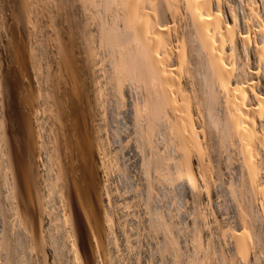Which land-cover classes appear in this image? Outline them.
<instances>
[{"label":"bare ground","instance_id":"6f19581e","mask_svg":"<svg viewBox=\"0 0 264 264\" xmlns=\"http://www.w3.org/2000/svg\"><path fill=\"white\" fill-rule=\"evenodd\" d=\"M80 1H81V6H80L81 9L83 10V8L85 7V9H89L90 11L88 13V11L86 10L83 13L87 12V14L86 13L83 14L82 10L81 11L79 10L80 13L83 14V16L80 15V13L79 14L77 13L78 15L81 16L80 19H82L83 25L85 27V32L84 30H82L83 34H81L83 35L81 37H83L84 40L77 43V47H76L77 52L75 54V56L77 55V59H74V57L71 54L72 52L70 53L65 46H60L59 49L56 48L58 51L56 50L57 53L55 54L56 55L58 54V58L55 60L52 59L53 60L52 65L54 67V70L53 69L52 70L56 71L58 75H60V83L57 82L58 89L57 88L55 89L58 91L61 89L60 90L62 91L61 98H56L54 102L49 99L48 102L51 101L50 102L51 104L49 103L50 106H48L49 104H47L46 102L48 97L46 95H49L48 94L49 92L47 94H45L46 92L43 93V95L46 96L43 97L42 95V97L44 98L43 100V98H41V96H38V94L36 93L37 90L35 91V89H33V87H35V85L37 84L36 77H38L37 67L39 65L38 66L36 65V57L41 52H39L35 57L32 54V50L30 49V46L28 48V44L26 42L33 40L31 39L32 38L31 35L34 36L33 34H30L31 29L30 32H28V29L25 28L27 30L26 33L30 34L28 35L29 36L28 39L30 40L27 39V36L24 33L26 30L23 32L24 33L23 36L24 35L26 36L27 39L26 41L24 40L25 37H22L21 34L20 36H18V39L17 37L15 38L17 45H15L13 51H11L13 52L12 55L10 53L11 57L9 58L7 57V62H6L7 65L5 66L7 67L9 65L8 67L10 68L7 67V69L6 68L5 69L7 72L8 71L10 72L8 73L6 72L8 74L7 75L6 73H4L5 70H3L4 72L0 76V129L2 130L0 137L3 138L5 137L7 139L9 144L8 151L11 154L10 161L14 165L12 169L9 168L10 170H13L12 171L13 174H11L10 176L11 177L10 184L9 183L6 184V182L8 181H6L4 177L3 178L6 181L4 184H6V186H8L9 184L7 190L10 191L8 193L12 192V196H10L9 194V196L12 198V201L10 202L7 201V202L12 203L13 206L11 204L10 205L12 206L13 215L16 216L14 217L15 218L14 222H17L16 226H18L16 227L18 228L16 232L19 231L18 233L19 236L16 235V238L22 236L29 243L33 245L37 244L36 245L37 248L41 246L46 251H48L49 254L53 256L56 255L55 253H57V251L59 250L61 251V249L64 248L67 254V256L65 255L64 256L70 259L71 264H98L97 260H99L100 254L101 256L106 257L110 255L114 250H116L117 247H116L115 239L118 238L117 236H115L117 234L114 232L115 227L113 222V217H115L113 215L116 214V212L112 214L110 209L111 207L110 203L113 201L112 199L113 196L110 195L112 197L109 198L110 190L108 189L107 186V183L111 180L110 176H112V174L113 176H115L114 174L118 172L116 173L113 172L112 174L109 173L108 175L107 173L109 170L107 169L109 168V166L108 168H106L105 163L106 161L107 164L112 163V162L108 163V161H112V159H114L113 158L114 155L116 158L118 159L120 158L121 160L119 161L115 160L116 162L113 161V163L110 165L116 164L117 162L120 163L121 161L124 162L122 160V157H119V155L122 154L124 156L126 155L125 157H128L129 161H131V163L129 164L128 159L125 158L127 160L126 167L129 168V165H131V169L132 168L137 169L139 165L143 164L142 167H140V169H142L144 165L146 166L151 165L152 167L150 166L151 169H149V171L150 170L154 171V169L157 167L156 164H159L158 160L160 156L157 154L156 155L157 159L155 158L156 160L154 161L155 155L153 156V154L155 153L160 154V152H158L156 148H154L156 150H153V147H155L154 142H158L155 139H157L160 135H162V139H165L163 138L164 135L166 136L167 142L165 144H167L168 147L167 146L165 147L167 148V150L168 148L169 150L170 149L172 150V151L170 150L169 152L166 150V148L161 147V149L164 148L167 152V153L164 152L165 151L164 150L162 151L163 153L161 152V154H166L165 156L169 155L168 157H170V155L175 152L176 155L175 154L174 155L176 156L175 158H177L176 159L177 161H174L173 163L177 162L178 163L177 165H179V167H177L179 169H177L176 166L175 168H173L178 170L177 171L178 174L176 176H173L176 173L175 172L176 170H174V172L172 173L173 175L170 174V176L172 175L171 177H176L175 179L170 178V176L166 174V173H170L167 172L169 168L168 170L167 168H165L166 169L165 174L168 176H165V174L162 172L160 178L162 177V180L163 178H165L164 180L167 179L168 185L170 184L169 181L171 180H173L172 181L173 183L171 182V184L177 182L176 185L178 186V188L181 187L180 189L181 191L178 193V195L182 194V192L185 193L186 197L188 196L190 201L194 203V204L193 203L190 204L193 205L195 208L196 207L200 208L202 207L203 204L204 207L205 205L207 206V204L210 203V201L208 202L207 199L210 200L211 196L213 195V192L217 191L216 189L218 188V186H216L217 188H215V184L217 183V181L214 184L212 181H210L211 179H208L209 177L205 175V173L207 172L204 171H207L208 168H206L207 170H204L205 167L203 169V165L206 164L208 161L210 162L211 159L214 157V154L216 153V152L215 153L210 152L213 155L210 154L209 157L212 156V158L211 159L209 158L210 160L206 161L208 158L207 157L208 153L206 148L208 149V145L210 144L209 143L210 138H212L210 137L212 133L211 130L213 131L216 130L219 132V135L217 139L213 137L214 139L212 138V142L210 141L211 143L214 142L212 146L214 145L223 146L225 144H231L235 148L233 149L232 147V150H235L236 152L232 150L231 151L236 153V163L234 164L235 167L234 170H236L235 171L236 173L237 171L239 173L238 177L240 182L239 183L240 190L239 189L238 190L240 192L237 190L238 187L236 186L235 188H233L234 190L229 189L228 191L230 194L229 199L233 201L232 214L234 220L229 219L230 220L229 224L231 223V221L234 222V223L232 222L234 227L233 231L229 230L230 227L228 229L223 228V226L226 223L223 226L222 225L219 226L217 224V220L215 218L216 216L215 217L213 216L216 214H214L213 210L214 208L220 209V207H217L219 203L217 204L216 207L210 205L211 203L208 204L214 207L211 210L210 208L212 207L210 208L209 206H207L208 208L205 207L207 210L212 211L211 214H213L212 216L215 218L214 221L216 220L215 221L216 225H211L213 224L212 222L213 217L210 216V218L212 217L211 219L212 223L210 225L212 227L213 226L215 227L214 232L212 231V233H214V239H217L214 241L212 238L213 236L212 234V236L210 235L211 237L209 236V238L212 239H210V241L207 239L205 245L208 247V250L210 249L213 251L214 249V252H216L215 248L212 247L215 244L216 245L219 244V243L217 244L216 241L217 242L221 241L224 243L223 244L220 242L222 245H225L226 247L224 246V248L225 249L227 248V250L229 251V254L228 252H226L227 254L224 252V254L227 255V257L229 256L228 257L229 260H227V257H225V259H222V256L223 257L225 256L224 254L222 255L223 253L222 250V253L219 252L220 254L219 253L217 254L219 258L217 263L219 262V264L250 263V261L253 259V256L257 257V254L254 255L255 247L256 249L257 248L260 249L261 247L264 248V32L262 30V26L259 23V19L261 18L258 19L256 17V13L253 11L254 9H252L250 6L248 7L249 5L247 3L248 0H242L244 2L246 1L247 5L245 3L244 5L248 7L247 13L249 12V16L248 19H246L248 22L247 24L248 28L249 30L251 29L250 31L254 33V36L252 35L253 38L250 39L248 38V36L246 37L239 35L243 33H239V34L237 33L239 26L237 30L236 27L239 22L237 23L236 21V26H235L232 13L233 12L236 13V11L233 10L232 12L230 11L229 6H227L229 5V3H231L228 2L229 0L227 1L228 4L227 2H225L227 5L226 4L224 5V3H222L221 5L222 0H99V1L80 0ZM236 1L237 0H235L234 4H231L233 5L232 7H234L237 4ZM5 5H7V3ZM237 5H239V3ZM253 5L256 4L252 3L251 6ZM236 6L234 8H236ZM262 8L263 11L260 13L264 14L263 13L264 6ZM0 9L3 10V8ZM25 9L27 8L25 7L24 10ZM256 9H258V7ZM7 10L9 11L10 9ZM234 10H238V9H234ZM3 13L1 14L5 15V12ZM222 14L226 15L225 17H223L226 18V20L224 21L222 18ZM25 16L27 17L28 14H26ZM20 17L18 21H20ZM14 18L15 17H13V19ZM23 22L25 23V21ZM23 22L22 24H24ZM27 22H29V20ZM241 29L243 32L242 25H240V30ZM36 30L38 32V29ZM1 31L3 30L1 29ZM38 34L40 35V33ZM38 34L36 33L35 35ZM8 40L9 39H7V41ZM59 41L61 40L59 39ZM33 42L30 41V43ZM37 43L39 46L40 42L38 41ZM57 43L59 44L58 41H56V44ZM0 45L1 47H5L2 46V44ZM33 45H37V44L34 43ZM33 45L31 44V47ZM33 47H35V49L37 48L36 46ZM95 48L96 50L98 49L103 50L102 53L107 54L106 56L104 54V56L108 58V61L103 57V55L102 56H100L101 54L97 55L101 57V61H104L103 63L107 62L106 66H104L105 64L103 65V63L100 65L99 64L100 58H98L96 55L94 56V54L96 53V52L94 53ZM100 50L99 52L101 53ZM36 52L37 51H35V53ZM7 55L8 54H6V56ZM102 57L105 60H103ZM97 58L99 59V63L97 62ZM245 60L251 62V65L254 68L252 69V73L254 71V74L248 73L246 66L247 61L245 62ZM40 63L42 62L40 61ZM76 63L77 65L75 66ZM199 76L200 78H198ZM47 79L49 80V78L48 77L46 78V82L48 81ZM100 80H102V84L104 85L102 90H104L105 88V92L103 91L105 94L103 95L104 96L106 95L108 98V99L106 98V101L107 100L109 101L107 106L110 103V107L108 106L107 108H111L109 112H111L110 115L112 116L109 115L110 116L109 118L113 117L111 121L114 123L115 119L118 116H121V118L118 117L119 120L117 118L118 120L117 123L115 121V123L118 124L116 126L119 127V129L117 128V133H115L116 130L115 131L113 130L114 132H110L109 127L107 126L108 129H105L106 125L104 126L106 122L104 121L103 117H105L108 113L104 115L103 114L104 112L102 111L105 108L102 110L101 105H105V104H103L102 102H101L102 104L100 102L98 103L99 100L102 101V99H105L103 95L102 97L104 98L99 99L100 98L99 96H101L100 89L102 88L100 87V82H101ZM40 83L41 82H39V84ZM193 86L195 87V91L193 89L194 88ZM49 87L51 86L48 85V88ZM128 88H131L132 90ZM52 89L54 90V88ZM128 90L134 91L136 93L138 92L137 94H139L138 95L139 98H137L138 96L133 97L135 99L137 98L135 102L134 100H131L132 99L131 97H128L129 93H131L130 91L128 92ZM59 92H56V94L57 93L60 94ZM134 92L133 94L132 93L131 94L134 95ZM53 93H55V91ZM41 94L42 93H40V95ZM36 95L41 99L38 100L39 98H37ZM126 96L128 98H131L129 99V101L131 100L134 103L132 104L130 101L129 104L130 103L131 104L130 105L128 104L126 106L125 105L126 103H124L126 101L124 99L126 98ZM217 98L219 99L217 100ZM217 102L219 104H217ZM36 103H38L39 107H37ZM215 105H220L218 107L221 108L219 109L221 113L220 114L221 117L220 116L217 117V115H215V107H217ZM123 106L126 107L122 109ZM52 107H54L55 109H52ZM34 108L36 109V111H34ZM204 110L206 112L204 113L205 118L202 116V112H204ZM216 111H217L216 113L218 114L217 109ZM203 122L206 124V126L204 125L202 126ZM204 127H206L207 128L206 131L210 133V135L208 136L206 135L207 137H209V141L206 140L205 134L208 132H204L205 130ZM216 134L217 133H215V135ZM3 142L4 141H2V143ZM162 143L164 144V142ZM159 145L160 144H158V146ZM231 145H229L230 148ZM158 146L156 145L157 148ZM214 147H213L214 148L213 151L214 150L216 151V146ZM223 147L227 148L226 146ZM220 148L217 149L219 150L223 149ZM147 150L149 151V153L150 151L151 153L153 151L154 152L156 151L153 154L150 153L152 156L150 154H147L153 159L150 160L149 159L150 157L148 158L146 157L147 155L144 153H147ZM228 151L229 150H227V152ZM227 152L225 150L224 152L225 156H227L226 154H229L230 151L228 153ZM217 153L219 157H221L220 154H222V152L220 154L219 152ZM235 153H233V155ZM3 154L0 155L3 156ZM116 154H118V156H116ZM230 154L229 156H231ZM215 155H216L215 157L217 158V154ZM215 157L213 159H216ZM162 158H164L163 155L161 156V159ZM175 158L173 157L172 160H175ZM221 158H218L216 161L221 162L222 160H224V159L220 160ZM228 158H232V157H228V156L226 157V161L228 163L229 161H231L232 163L235 162L232 161L235 158H232V160ZM166 159L168 160V158ZM226 161L221 163L222 164L226 163ZM11 162L9 163L10 165L7 164V167L12 166ZM160 162L163 163V161ZM166 162L167 161H165L164 163ZM211 162L214 163L213 161ZM211 162H210V166L213 165ZM173 163L171 162L170 164L172 165ZM124 164L123 166H125ZM219 164L220 163H218V165ZM222 164H220L219 168L225 165ZM174 165L175 164H173V166ZM118 166L119 165H117V167ZM228 166L230 167L232 165L230 164ZM118 168H120V166ZM123 168H121V170ZM160 168L159 170H162L163 167L161 166ZM9 169L7 171H9ZM126 169L124 170L126 171ZM146 169L148 170V167ZM222 169L221 172L219 171V175L218 174L216 175L215 179H217V176L221 177L220 173L222 174ZM193 170H195L196 172L195 175H197L198 173L197 176L199 177L196 178L199 181L195 180L196 178H194L195 175ZM213 170L216 171L214 168ZM224 170L226 171L227 169L225 168ZM231 170L229 171L231 172ZM137 171H135V173ZM142 171L145 172V169L143 168ZM229 171H226V174H224L223 176L225 175L227 176V172ZM110 172H112V170ZM120 172L121 174L118 173L120 176V180L122 182V187L120 185L121 187L120 189L123 190L122 189L123 187L125 190L127 188H131V186L130 187L127 186L133 182V181L130 182L129 177H127L130 176L128 175L130 172L129 171H127L128 173L125 172L127 173V176H125L124 172L122 171ZM147 173L149 174V172ZM147 173L146 176H148ZM151 173L152 172L150 171V176ZM154 173L152 175L156 177L157 175L159 176L160 172L158 173L157 170L156 173L158 174L155 175ZM238 173L236 175H238ZM207 174L209 176V173ZM211 174L214 173L211 172L210 175ZM228 174L232 176V173H228ZM140 175H143L141 176L143 179L146 178L143 172H141ZM107 176L110 177L108 178L110 179L109 181L107 180ZM158 176L156 178L160 180ZM233 176H235V173ZM115 177L114 179L117 180L118 177L117 178ZM126 178H128V180ZM132 178H136V177H132ZM147 178L145 180L146 182L145 181L144 182L146 184L147 183L150 184V182H147V180L150 179L149 181H151V179L153 178L151 177H149V179ZM221 178L223 180V177ZM139 179L137 180L139 181ZM113 180H111V182H114ZM194 180L196 181L197 184L194 182ZM226 181L227 180L223 182ZM229 181L231 183L232 178H230ZM127 182L130 183L128 184ZM134 182H136V179H134ZM134 182L132 184H134ZM153 182L155 183V180ZM157 182L159 181L157 180ZM166 182H164V184L161 185H166L167 184ZM145 183H140V184H144L143 186L146 188ZM110 184L111 183H109V185ZM125 185L127 186V188H125L126 187ZM227 185L230 184L228 183ZM231 185H233V183H231ZM143 186L141 185L139 186L142 187L141 190L139 191H143L144 193L146 192L145 194L147 195V197L151 195L150 191H149L150 193L149 195L147 191L152 189L155 190L154 187H156L152 185L153 188H151L150 186V188L147 187L149 189L144 191ZM172 186H175V184ZM177 186H176V190H177ZM134 188L136 187L134 186ZM110 189H113L112 191L114 192L115 186L114 188L111 187ZM131 189L134 190L133 187ZM131 189L129 190L131 191ZM125 190L124 192L127 191ZM129 190L127 192H129ZM235 190H237L239 195L236 194ZM112 191L111 193L113 194ZM218 191H220V188ZM132 192H133L132 195H135L134 191ZM138 192L136 194H138ZM143 192H140L139 194ZM153 192L154 191H152V196H153ZM123 193L122 195L125 196L126 193L124 194ZM218 193L217 194L214 193V194L219 196ZM220 193L224 194L221 191ZM116 194L117 193L113 195ZM129 195L130 194L126 195V197ZM155 195L157 196L158 194ZM117 196H115V198ZM151 197L150 199L148 198L149 199L148 202L147 199H144L146 200L144 202L148 203V205H151V203L149 204ZM153 197H152V201L154 199L156 200V197L154 199ZM128 198H126V200ZM131 198L132 200L135 199V197L133 196ZM109 199L112 201L109 202ZM140 199H136V200L138 201L140 200L139 201L140 203L142 201V198ZM195 199L196 200L205 199L208 203L204 201L206 204L205 203L202 204L203 201L201 202L199 200L201 202L199 204L202 205L197 206L196 205L197 202ZM123 200L124 199H122V201ZM212 200L214 201L213 203H215V199ZM115 201H119V199L117 200L116 198ZM127 202L129 203V206L132 204L130 201ZM120 203H124V202H120ZM223 203L226 204L227 202H223ZM186 204H187V200H186ZM133 205L134 204H132L131 206ZM223 205L221 206L223 207ZM114 206L115 205H113V207ZM144 207L148 208L147 206ZM188 207L186 209H188ZM204 207L202 208V210L204 209ZM118 208H112V209L117 210ZM223 208L224 209L221 208L222 211L228 209V207L226 209L225 207ZM190 209L188 210L190 211ZM150 210L151 209H149V211ZM202 210L199 211V214L197 215L202 214L203 213ZM130 211L129 213H131ZM152 211L154 212V210ZM197 212L198 211L196 210V213ZM132 213L135 215L134 211ZM185 213L187 214V211ZM8 214L10 216V213ZM121 214H123V211L122 213H120V215ZM124 214L122 216H124ZM159 214H157V218L155 217V219L157 220L159 219L158 217ZM166 214L169 213L167 212ZM140 215L143 216V214ZM220 215L222 216L223 214ZM183 216H185V214ZM208 216L207 218L209 219ZM221 216H219L218 219L224 218L225 219L224 222L229 217V216L227 217V214L223 215L226 216L227 218L225 217L220 218ZM130 217L129 219H131ZM151 217L153 219L154 217L153 214ZM160 217L162 218L161 220L159 219L161 222L157 220L155 221L157 223L159 222L160 225H156L157 227H155V223L153 224L152 222L153 220H151L152 223L151 226L157 229L164 228L163 232L165 231L166 228L170 230L169 227L171 226V224L170 226H166L165 228V225L162 224V221L165 224L167 223L165 220H163L162 216ZM190 217L191 215H189V218ZM192 217H193V213H192ZM198 217L199 216H195V219H198L199 221ZM127 218L128 217H126L123 221L126 222L127 220L129 222V219ZM143 219L144 218H142V220ZM192 219L190 221H192ZM200 219H201L200 221L204 219L203 221L205 222L202 223L207 222L205 220L206 216H203L202 218L200 217ZM222 220L220 222L221 224H222ZM131 221L133 220L131 219ZM134 221H136V219ZM195 222L196 223H193L194 227L192 229L193 235L189 236L192 241L190 240L189 241L191 243H194V246L196 245L195 246L196 249V247H199L200 244L199 242L202 241L200 240L201 234H199V232L202 231L201 229H203L200 228V226L204 224L201 223V225H199L196 220ZM138 223H142V222L139 221ZM185 223H187V221ZM209 223L210 222H208L207 224ZM131 224L133 223H130V226ZM143 224H144V220H143ZM207 224H205L206 227L210 226V225L207 226ZM13 225L15 226V223ZM211 226L210 228H212ZM233 227L231 226L232 229ZM176 229L177 228L175 227V230ZM204 229L206 230L205 227ZM116 230L118 231V229ZM122 230H120V232ZM161 230L160 231L157 230L159 231L158 233H161L162 232ZM168 230L166 229L167 232ZM192 230H188V232L189 231L192 232ZM171 231L173 232V229ZM208 231H210V229ZM122 234L120 236H123ZM155 235H151V236H155ZM12 236H14V234ZM171 236L172 235H170V238H172ZM202 236L201 239L203 238ZM159 237L161 236L159 235ZM11 238L12 239L14 238V240L18 242L25 241L24 239H23L24 241H21L22 239L21 240L15 239V237H11ZM11 238L9 240L11 244H13L12 242L14 240L12 241ZM120 238L122 239L123 237ZM28 242H26V245ZM177 242H179V240ZM24 243L22 244L24 245ZM201 243L203 245V242ZM18 244L20 243H17V245ZM171 244L172 243H170V245ZM221 244H219L220 247H222ZM257 245H259V247H257ZM8 246L11 247L12 245L9 244ZM209 246H211L213 249H211V247L209 248ZM12 247L15 248L16 246L13 245ZM26 247L29 248L28 245ZM8 248L6 250H8ZM56 248L57 249L60 248V249L57 250ZM217 248L220 250L219 246ZM218 249H216L217 252ZM261 249L259 251H261ZM115 252L116 251H114V253ZM204 252H206V250ZM256 252H258V250ZM260 253L263 256L264 252L263 253L260 252ZM164 254L167 255V253ZM166 255H164V257ZM194 255L196 256V254ZM210 256H212V253ZM258 256L260 257V255ZM262 258L260 257V259ZM257 259L258 258H256L255 260L257 261ZM176 260H178V258ZM216 260L213 263H216ZM10 261H12V259ZM201 261H203V259ZM256 261L255 264L258 262ZM262 261L261 263H263ZM67 262L69 263V261ZM259 262L257 264H259Z\"/></svg>","mask_w":264,"mask_h":264},{"label":"rangeland","instance_id":"374dc122","mask_svg":"<svg viewBox=\"0 0 264 264\" xmlns=\"http://www.w3.org/2000/svg\"><path fill=\"white\" fill-rule=\"evenodd\" d=\"M4 1V2H3ZM24 1V2H23ZM9 0V1H7V0H0V8H3V10L2 9H0V12L1 13H3V12H5V15H3V14H1L0 16V28L3 30V31H1V29H0V44H2V46H5V47H1V45H0V54H1V56H2V58H1V56H0V76L3 74V70H5V72L4 73H6L7 71H6V69H7V67L9 66H7V67H5L7 64H6V62H7V57L9 58V57H11V55H12V53L13 52H11V51H13V49H14V47H15V45H17V43H16V41H15V38L17 37V39H18V36H20V34L22 35V37H25V41L29 38V36L28 35H30V34H33L34 36H32L31 35V39H33V40H30V39H28V40H30V41H35V40H37V41H35V42H33V43H30V41H27L26 43L28 44V48H29V46H30V49L32 50V54L36 57L37 56V54L39 53V52H41V53H39L38 54V58L36 57V65L38 66L37 68H38V71H37V76L38 77H36V85H35V87H33V89H35V91H36V93L38 94V96H41V98H43L45 95H43V93H45V94H47L48 92V94L50 95H46L47 97H48V99L46 100V102H47V104H49L51 101H55V99L56 98H61V92L62 91H58V90H56L55 88H57L58 86V83L57 82H59L60 83V75H58V73L56 72V71H53L54 70V67H53V65H52V62H53V60H55V59H57L58 58V54L56 55L55 53H57V49H59L60 48V46H65L68 50H69V52L72 54V56L74 57V59H77V55L75 56V54H76V52H77V50H76V47H77V43H79V42H81L82 40H84L83 39V37H81V36H83V35H81V34H83V31L82 30H84V32H85V27H84V25H83V22H82V19H80L81 18V16L80 15H82L83 16V14H87V12H85V13H83L84 11H88V13H89V9H85V7L83 8V10L81 9V1L80 0ZM32 3H31V2ZM79 1H80V3H79ZM99 1V0H98ZM228 0H222L221 1V5H222V3H224V5L226 4L225 2H227ZM249 1H250V3H249ZM253 1V0H252ZM251 0H248V7L250 6L252 9H254L253 11L256 13V17L259 19V18H261V19H259V23H260V25L262 26V30H263V32H264V14H261L260 12H262L263 11V6H264V0H254L253 2H252ZM257 1V2H256ZM259 1V2H258ZM15 2V3H14ZM228 2H231V3H229V5H227L228 4ZM227 2V6H229V8H230V11L232 12V10L233 11H236V13H232V17H233V20H234V23H235V26H236V21H237V23L239 24H237V27H236V30H237V28H238V26H239V31H241V32H239L238 30H237V33L239 34V33H243V34H239V35H242V36H248V38H250V39H252L253 38V36H254V33L253 32H251L250 30H249V28H248V22H247V20L246 19H248V16H249V12L247 13V11H248V7L246 6L247 4H246V1L244 2V1H242V0H237L236 2H237V4L239 3V5H235L236 6V8H234V7H232L233 5H231V4H234L235 3V0H229ZM7 3V5H9V6H7V5H5ZM23 3V4H22ZM28 3V4H27ZM39 3V4H38ZM244 3L246 4V5H244ZM252 3L253 4H256V5H253V6H251L252 5ZM258 3V4H257ZM2 4V5H1ZM13 6H12V5ZM15 4V5H14ZM71 4V5H70ZM24 5V6H23ZM31 5H33V6H31ZM76 5V6H75ZM258 5V6H257ZM263 5V6H262ZM7 6V7H6ZM246 6V7H245ZM262 6V7H261ZM6 7V8H5ZM26 7L27 9H25L24 10V8ZM30 7V8H29ZM70 7V8H69ZM237 7H240V8H237ZM244 7V8H243ZM258 7V9H256V8ZM18 8H19V11H18ZM22 8V9H21ZM80 8V9H79ZM247 8V9H246ZM262 8V9H261ZM6 9V10H5ZM7 9H10L9 11L7 10ZM234 9H238V10H234ZM12 10V11H11ZM34 10V11H33ZM82 10V13H80V11ZM256 10V11H255ZM21 11V12H20ZM246 11V12H245ZM9 12V13H8ZM12 14H11V13ZM15 12V13H14ZM25 12V13H24ZM30 12V13H29ZM241 14H240V13ZM7 13H8V15H7ZM33 13H34V15H33ZM80 13V15H78V14ZM264 13V12H263ZM11 14V15H10ZM25 14H28V19H27V17L25 16H23V15ZM71 14V15H70ZM235 14V15H234ZM15 15H17V16H15ZM237 15V16H236ZM246 15V16H245ZM259 15V16H258ZM5 16V17H4ZM9 16V17H8ZM21 16V17H20ZM34 16V17H33ZM78 16V17H77ZM226 15L225 14H222V18L223 17H225ZM241 16V17H240ZM13 17H15L14 19H13ZM19 17H20V21H18L19 20ZM237 17V18H236ZM245 17V18H244ZM11 18V19H10ZM17 18V19H16ZM235 18V19H234ZM11 21H10V20ZM22 19H25V20H22ZM36 19V20H35ZM74 19V20H73ZM2 20H3V22H2ZM7 20V21H6ZM17 20V21H16ZM29 20V22H27ZM30 20H31V22H30ZM62 20V21H61ZM224 20H226V18H223V21ZM261 20V21H260ZM11 22V23H9V22ZM23 21H25V23L23 22ZM34 21V22H33ZM245 21V22H244ZM8 22V23H7ZM22 22L24 23V24H22ZM37 22V23H36ZM46 22V23H45ZM261 22H263V23H261ZM1 23H3V24H1ZM15 23V24H14ZM30 23V24H29ZM34 23V24H33ZM40 23V24H39ZM55 25H54V24ZM32 24V25H31ZM37 24V25H36ZM53 24V25H52ZM58 24V25H57ZM6 25H7V27H6ZM20 25V26H19ZM25 27H24V26ZM27 25H29V26H27ZM45 25V26H44ZM62 25V26H61ZM240 25H242V28H243V32H242V29L240 30ZM245 25H246V28H245ZM19 28H18V27ZM27 26V27H26ZM33 26V27H32ZM51 26H53V27H51ZM71 26V27H70ZM78 26V27H77ZM3 27V28H2ZM11 27H13V28H11ZM41 27V28H40ZM6 28H8V29H6ZM23 30H22V29ZM28 29V32H30V29H31V32H30V34L29 33H26L27 32V30L26 29ZM35 28V29H34ZM66 28V29H65ZM74 28V29H73ZM11 29H12V31H11ZM18 29V30H17ZM36 29H38V32H37V30ZM246 31H245V30ZM5 30V31H4ZM15 30V31H14ZM26 30V31H25ZM34 30V31H33ZM44 30V31H43ZM79 30V31H78ZM12 32V33H10V32ZM25 31V32H24ZM46 31V32H45ZM56 31V32H55ZM63 31V32H62ZM8 32V33H7ZM14 32V33H13ZM26 34V36H27V39H26V36L24 35L23 36V34L24 33ZM77 32V33H76ZM245 32V33H244ZM3 33H5V34H3ZM38 34V33H40V35L38 34V35H35V34ZM53 33V34H52ZM58 33V34H57ZM12 34V35H11ZM45 34V35H44ZM74 34V35H73ZM4 35V36H3ZM7 35V36H6ZM53 35V36H52ZM55 35V36H54ZM60 35V36H59ZM65 35V36H64ZM253 35V36H252ZM11 36V37H10ZM41 36V37H40ZM3 37H6V38H3ZM9 37V38H8ZM34 37V38H33ZM54 37V38H53ZM58 37H60V38H58ZM65 37V38H64ZM75 37V38H74ZM3 39H5V40H3ZM7 39H9L8 41H7ZM35 39V40H34ZM59 39L61 40V41H59ZM13 40H14V42H13ZM40 42L39 43V46H38V43L37 42ZM56 41H58L59 42V44L57 43L56 44ZM76 41H78V42H76ZM49 42V43H48ZM67 44H66V43ZM73 42V43H72ZM30 43V44H29ZM37 44V45H33V44ZM54 43V44H53ZM75 43V44H74ZM31 44L33 45V46H38L36 49H35V47H31ZM42 45V46H41ZM56 45V46H55ZM45 46V47H44ZM51 46H53V47H51ZM42 47V48H41ZM3 48V49H2ZM5 48V49H4ZM34 50H33V49ZM40 48H41V50H40ZM52 48V49H51ZM57 48V49H56ZM11 49V50H10ZM7 50V51H6ZM52 50V51H51ZM57 50V51H56ZM95 51H94V53L96 52H98L97 54L95 53L94 54V56L96 55H100V56H102L103 55V57L108 61V58H106L105 56L107 55V54H105V56H104V54L102 53L103 52V50H100V49H98V50H96V48L94 49ZM99 50L101 51V53L99 52ZM35 51H37L36 53H35ZM49 51V52H48ZM56 51V52H55ZM5 52V53H4ZM36 54H34V53ZM75 52V53H74ZM10 53H11V55H10ZM44 53V54H43ZM48 53V54H47ZM6 54H8L7 56H6ZM42 54V55H41ZM54 54V55H53ZM41 55V56H40ZM44 55H46V56H44ZM51 55V56H50ZM42 56H44V57H42ZM54 56V57H53ZM5 57V58H4ZM40 57V58H39ZM98 58H100V63H99V59L97 58V62L101 65L104 61H101V57H99V56H97ZM102 57V58H103ZM42 58V59H41ZM96 58V57H95ZM103 58V60H105ZM48 59V60H47ZM53 59V60H52ZM43 60V61H42ZM249 60V59H248ZM248 60H245V62H246V66H247V70H248V73L249 74H254V71H253V73H252V69H254L253 67H252V65H251V62L250 61H248ZM40 61L43 63H40ZM106 62V61H105ZM250 62V63H249ZM41 65H40V64ZM45 63H47V64H45ZM107 63V62H106ZM106 63H103V65L104 66H106ZM51 64V65H50ZM250 64V65H249ZM50 65V66H49ZM77 65V63L75 64V66ZM103 65H102V67H103ZM43 67V68H41V67ZM48 66V67H47ZM3 67V68H2ZM40 67V68H39ZM6 68V69H5ZM8 68H10V67H8ZM53 69V70H52ZM10 70V69H9ZM41 70V71H40ZM43 70V71H42ZM45 70V71H44ZM8 72H10V71H8ZM7 72V73H8ZM42 72V73H41ZM46 72H47V74H46ZM53 72V73H52ZM6 73V74H7ZM39 74H41V75H39ZM8 75V74H7ZM44 75V76H43ZM53 75V76H52ZM201 76V75H200ZM200 76L198 77V78H200ZM42 77V78H41ZM45 77V78H44ZM49 78V80L46 82V78ZM7 78V77H6ZM39 78V79H38ZM52 80H51V79ZM41 79H42V81H41ZM59 79V80H58ZM38 80H39V82H41L40 84H39V82H38ZM57 80V81H56ZM198 80V79H197ZM101 82H100V87H102L101 89H100V95L101 96H99L100 98L99 99H101V98H104L105 97V99H102V101L101 100H99L98 101V103L100 102H102L103 104H105V105H101V104H99V105H101V109L103 110L104 108V110L102 111V112H104L103 114L104 115H106V113H108L105 117H103V119H104V121L106 122L105 124H104V126H105V129H108V127H109V130H110V132H114L115 130V133H117V128L119 129V127H117L116 125H118V124H116L117 123V121L119 120V118H121V116H118L117 118H118V120H117V118L115 119V121H116V123H115V121H114V123L111 121V119L113 118H109L110 116H112V115H110L111 114V112H109L110 111V109L111 108H107L108 106L110 107V103H109V105L107 106V104H108V100L106 101V98H107V96L105 95H103V94H105L104 92H105V88H104V90H102L103 89V87H104V85L102 84V80H100ZM46 82V83H45ZM55 83H57V84H55ZM54 84V85H53ZM39 85V86H38ZM46 85V86H45ZM48 85H50L51 87H49L48 88ZM39 88H38V87ZM41 86V87H40ZM53 86V87H52ZM37 87V88H36ZM45 87V88H44ZM46 87H47V90H46ZM194 87V86H193ZM51 88V89H50ZM52 88H54V90L52 89ZM58 89V88H57ZM128 89H131V88H128ZM194 89V91H195V87L193 88ZM50 90V91H49ZM132 90V89H131ZM41 91V92H40ZM44 91V92H43ZM55 91V93H53ZM104 91V92H103ZM130 90H128V92H129ZM56 92H59L60 94H56ZM132 94H133V92L134 91H130ZM40 93H42L41 95H40ZM53 93V94H52ZM131 93H129V95H132ZM138 93V92H137ZM136 92H134V95H132V96H129L128 95V97H131V98H128L127 96H126V98H124L126 101L124 102V101H122V102H124V103H126L125 105L127 106L128 104H129V102L131 101V100H134V102H135V100H137V98H139V94H137ZM42 95H43V97H42ZM60 95V96H59ZM102 95L104 96V97H102ZM37 96V95H36ZM37 96V98H39L38 100H40L41 98L40 97H38ZM45 96V97H46ZM138 96V97H137ZM49 97H51V98H49ZM133 97H137L136 99L135 98H133ZM218 97V96H217ZM51 100V101H49L48 102V100ZM108 99V98H107ZM129 99H131L130 101H129ZM219 98H217V100H218ZM43 100H44V98H43ZM42 100V101H43ZM105 102V103H104ZM128 102V103H127ZM133 101H131V103L133 104L134 103ZM38 103H39V101H38ZM38 103H36L37 104V107H39V105H38ZM124 103H123V105H124ZM130 103V104H131ZM51 104V103H50ZM50 104L48 105V106H50ZM129 104V105H130ZM217 104H219L218 102H217ZM126 106H123L122 107V109L124 108V107H126ZM215 106H217V107H215V115H217V117L218 116H220V110L219 109H221L220 107H218V106H220V105H215ZM35 108H36V106H35ZM34 108V111H36V109ZM107 108V109H106ZM37 109H40V108H37ZM52 109H55L54 107H52ZM203 109H204V107H203ZM202 109V110H203ZM216 109L218 110V114L216 113L217 111H216ZM108 110V111H107ZM204 113H206L205 112V110H204V112H202V116L204 117ZM110 115V116H109ZM206 116V115H205ZM221 117V116H220ZM109 118V119H108ZM202 118V117H201ZM205 118V117H204ZM106 120H109V121H106ZM205 122V121H204ZM203 122V124H202V126L204 125V126H206V124ZM110 125V126H109ZM108 126V127H107ZM116 126V127H115ZM111 128V129H110ZM115 128V129H114ZM205 128V130H204V132H208V131H206L207 130V128L206 127H204ZM202 129V128H201ZM112 130V131H111ZM114 130V131H113ZM1 129H0V136H1ZM119 131V130H118ZM108 132V131H107ZM109 132V133H110ZM211 132L213 133V135H212V133H211V136L210 137H214V138H218V135H219V132L218 131H213V130H211ZM215 133H217L216 135H215ZM164 135V134H163ZM208 136V135H210V133L208 132V133H206L205 134V136ZM165 136V135H164ZM163 136V138H165V139H162V135H160L157 139H155L156 141H158V142H154L155 144V147H153V150H158V152H160V154H161V152L162 151H164L165 149L164 148H166L165 146H167V144H165L166 142H167V140H166V136L164 137ZM206 136V140H208L209 141V137H207ZM161 137V138H160ZM2 138V139H1ZM5 138V137H4ZM3 137H0V152H2V153H0V154H3V156H1L0 155V158L2 159V161H1V159H0V209H1V211H0V226L2 227H0V238L2 239H0V264H71V261H70V259H68V257H65V256H67V254H66V252H65V250H64V248H62L61 249V251L59 250V251H57V253H55L54 255L55 256H53V255H51V254H49L48 253V251H46L44 248H42L41 246H39L38 248H37V244H31V243H29L28 241H26L22 236V238L21 237H18V238H16V235L17 236H19L18 235V233H19V231L18 232H16L17 231V229L18 228H16V227H18V226H16L17 225V222H14V217H16V216H14L13 215V211H12V203H9L10 201H12V198L10 197V196H12V192L11 193H8L10 190H7L8 189V186H9V184H10V181H11V174H13V170H10L9 168H13L14 167V165L12 164V162L10 161L11 160V154H10V152L8 151L9 150V144H8V141H7V139L5 138L4 139ZM159 138H160V140H159ZM212 138H210V141L212 142ZM213 138V139H214ZM4 139V140H3ZM162 139V140H161ZM4 141L3 143H2V141ZM164 140V141H163ZM7 141V142H6ZM134 141V140H133ZM161 141V142H160ZM209 141V145H208V149L206 148V150H207V160L206 161H208V160H210L211 158H212V156L211 157H209L210 156V154L211 155H213L212 153H210V152H213V153H215V154H217V158L215 157L216 155L214 154V157L216 158V159H211V161H216L218 158H221L220 160H222V159H224L225 161H226V157L228 156V157H232V158H235V159H233L232 160V158H228V159H230V160H232V161H235V162H231V161H229V163L226 161V163H223V164H225V165H223L221 162H225L224 160H222L221 162L219 161V162H214V163H212L211 161V163L213 164L212 166H210V162L208 161L206 164H204V165H206V166H204L203 165V169H204V167H205V169L204 170H207L206 168H208V170L207 171H204V172H207V173H209V176H208V174L207 173H205V175H207V177H209L208 179H211L210 181H212L214 184H215V182L217 181V185L215 184V188H217L216 186H218V188L216 189L217 191H215V192H213V195L211 196V198H210V200H208L207 199V201L209 202L210 201V203H208L205 199H197L198 201L200 200L201 202H202V204L203 203H208V204H210V205H212V206H214V207H216L217 206V204H218V206L217 207H220V209H218V208H214V207H212V206H210V205H208L207 204V206H209V208L210 207H212V208H210V210L211 209H213L214 208V210H213V212H214V214H216V215H213V214H211L212 213V211H210V210H207L205 207H207L206 205H205V207H204V204L202 205V204H199V203H201L200 201L198 202L196 199V202H197V206L199 205V206H201L202 205V207H194L193 205H191L190 203H193V202H191L190 201V199H189V197L187 196L186 197V194L185 193H183L182 192V194H179L178 195V193L181 191L180 189H181V187L180 188H178V186L176 185V183L177 182H174V184H175V186H172V185H174V184H171V182L173 181V180H171V181H169L170 182V186L168 185V180L166 179V180H164L165 178H163V180H164V182H166L165 184L167 185H161V184H164V182H163V180H162V177L160 178V175H161V173L163 172L164 174L166 173L165 171H166V169L165 168H167V170H168V168H169V170L167 171V172H170V173H166V174H168L169 176H170V174H172L173 172H174V170H176L175 172V174L173 175V176H176L177 174H178V170L177 169H179V168H177V167H179V165H177L178 163L177 162H175V163H173L174 161H177L176 159L177 158H175L176 156V154H175V152L173 153V154H171V153H168V154H171L170 155V157H168V156H165L166 154H159V153H155L153 150V152L151 153V151H150V153L151 154H153V153H155V154H153V156H154V161L157 159V157H156V155L158 154L159 156H160V158H159V160L160 161H163V163L162 162H160L159 160H158V162H159V164H156V170L154 169V167H153V169H154V171L153 170H150L152 173H151V176H150V171H149V169H151L150 168V166L151 165H144L146 168L148 167V170L143 166V168L145 169V172L144 171H142L143 170V168L142 169H140V167H142V165H139V167L137 168V169H131V165H129L130 163H131V161H129V159H128V157H125L124 155H122V154H120L119 155V157H122V160L125 162V164H124V162H120V163H122V164H120L119 162H117L116 164H113V165H110V164H112L113 163V161H115V160H117V161H119V160H121L120 158L118 159V158H116L115 157V155H114V159H112V161H108V163L109 162H112V163H109V164H107V161H106V163H105V167L106 168H108V166H109V168L107 169V170H109L108 171V175H109V173L110 174H112L113 172L114 173H116V172H118L119 174H121V172L120 171H122V172H127V171H129L130 173L128 174V175H130V176H127V173H125V176H127V177H129V181L131 182V181H133L134 182V179H136V182H134V184H129L128 182V184L129 185H127L128 187H130L131 186V188L133 187V189L134 190H132L131 188H127V186L125 187V188H127L126 190L128 191L129 189H131V191L129 190V192H127L125 189H124V187L122 188L123 190H121L120 188L122 187V182H121V180H120V176H119V174L118 173H116V174H114L115 176H117L118 177V179L116 180V179H114V177L115 176H113V174H112V176H110V177H108L107 176V180L109 181L110 179L111 180H113L114 182H111V180L107 183V186H108V189L110 190H108L110 193H109V198L110 197H114L115 198V196H117V194H118V196L116 197L117 198V200L119 199V201H115L116 200V198L114 199L113 197H112V199H113V201L112 200H110L109 199V202H111L110 203V209H111V212H112V214L113 213H115L116 212V214H114L113 216H115V217H113V222H114V227L116 228V229H118V231H119V234H118V231L114 228V232L117 234V235H115V236H117L118 238L117 239H115L116 241H115V243H116V250H114V251H116L115 253H114V251L110 254V255H108V256H101V254L99 255V260H97L98 261V264H111L112 262V264H195L196 262H198L199 264H216L217 263V261L219 260V258H218V253L219 252H221L222 253V250H223V253H222V255L224 254V252L226 253V252H228V254H229V251L227 250V248L225 249L224 248V246L225 245H222L221 243H223V242H221V241H216V243L218 244H221V246L222 247H220V245L218 244V245H213L212 247H214L215 248V251L216 252H214V249L211 247V246H209V248L211 247V249H213V251L212 250H208V247L205 245V242L207 241V239L210 241V239H212L213 238V240L215 241V240H217V239H214V233H212V231L214 232V226L212 227L211 225H216V223H215V221L217 220V224L220 226V225H224L225 223V225L223 226V228H225V229H228L229 227V230H231V231H233L234 230V227H233V221H231V223L229 224V221L230 220H234L233 219V214H232V203H233V201L231 200V199H229L230 198V194H229V189H233V188H235V186L236 187H238L237 188V190L239 189V186H240V182H239V173H238V171H237V173H238V175H236L237 173L235 172L236 170H234V164L236 163V151L235 150H232V145L231 144H225V145H223V146H226L227 148H225V147H223V146H217V145H214V146H216V151L214 150L213 151V149L215 148L214 146H212V144L214 143H211ZM160 142V143H159ZM162 142H164V144L162 143ZM2 143V144H1ZM160 144L159 146H158V144ZM6 144H7V146H6ZM2 145V146H1ZM4 145V146H3ZM156 145L158 146V148L156 147ZM164 145V146H163ZM229 145H231V148H230V146ZM210 146H211V148H210ZM8 147V148H7ZM161 147H164V148H162L161 149ZM168 147V146H167ZM214 147V148H213ZM223 148V149H221V148ZM228 147H229V149H228ZM7 148V149H6ZM154 148H156V149H154ZM217 148H220L221 150H219V149H217ZM225 148V149H224ZM3 149V150H2ZM233 149H235L234 147H233ZM160 150V151H159ZM166 150H167V148H166ZM166 150L164 151V152H166ZM171 150V149H170ZM170 150H169V148H168V150L167 151H169L170 152ZM224 150V151H223ZM225 150H226V152H227V150H229L228 152H229V154L230 153H232V154H230L231 156H229V154H226L227 156H225ZM235 151V152H232V151ZM172 151V150H171ZM9 152V153H8ZM217 152H219V154L222 152V154H220V156L221 157H219V155H218V153ZM227 152V153H228ZM149 153V151L147 150V153H144V154H150ZM163 153V152H162ZM167 153V152H166ZM223 153H224V155H223ZM233 153H235L234 155H233ZM150 154V155H151ZM175 154V155H174ZM5 155V156H4ZM9 155V156H8ZM122 155V156H121ZM145 155V156H146ZM164 156V158H162L161 159V156ZM233 155V156H232ZM116 156H118V154H116ZM152 156V155H151ZM158 156V157H159ZM223 156H224V158H223ZM147 158L148 157H150L149 155H147L146 156ZM145 157V158H146ZM174 157L175 158V160H172V158ZM10 158V159H9ZM124 158V159H123ZM128 159V161H129V168L128 167H126L127 165V163H126V159ZM156 158V159H155ZM166 158H168V160L166 159ZM171 158V159H170ZM210 158V159H209ZM150 160L151 159H153V158H149ZM164 159H166V160H164ZM106 160V159H105ZM148 160V159H147ZM172 160V161H171ZM6 161V162H5ZM165 161H167L166 163H164ZM173 163V164H175L174 166H173V164L171 165L170 163L171 162ZM11 162V165L12 166H10V167H7V164H9ZM105 162V161H104ZM116 162V161H115ZM114 162V163H115ZM157 162V161H156ZM168 162H169V164H168ZM119 163V164H118ZM216 163H217V165H216ZM218 163H220V164H222L223 166L221 167V168H219V166H220V164L218 165ZM228 163V164H227ZM5 164V165H4ZM107 164V165H106ZM123 164L125 165V166H123ZM166 164V165H165ZM232 165V166H230L231 168H232V170H231V168L228 166V165ZM3 165H4V168H3ZM10 165V164H9ZM8 165V166H9ZM117 165H119L120 166V168H118L117 167ZM217 167H216V166ZM158 166H162L163 168H162V170H159V168L160 167H158ZM175 166H176V168L177 169H173V168H175ZM214 166V167H213ZM225 166V167H224ZM124 167V168H123ZM127 169H126V168ZM152 167V166H151ZM171 167V168H170ZM211 167H213L216 171H214L213 170V168H211ZM224 167V168H223ZM230 169H229V168ZM7 168V169H6ZM112 168V169H111ZM115 168H116V170H115ZM121 168H123L122 170H121ZM158 168V169H157ZM211 168V169H210ZM217 168H219V169H217ZM223 168V169H222ZM227 169L226 171H229V170H231V172L229 171V172H227V176L225 175V176H223L224 174H226V171L224 170V169ZM9 169V171H7ZM120 169V170H119ZM124 169H126V171L124 170ZM129 169H131V170H129ZM161 169V168H160ZM165 169V170H164ZM173 169V170H172ZM194 169V168H193ZM221 169H222V174L220 173V175H221V177H223V180H222V178L221 177H218L217 176V179H215L216 178V175L218 174L219 175V171L221 172ZM229 169V170H228ZM112 170V172H110ZM133 170V171H132ZM139 172H138V171ZM141 170V171H140ZM157 170H158V173H159V176H158V178H160V180L159 179H157L156 177H154V175H152L154 172V174L156 175V174H158V173H156L157 172ZM164 170V171H163ZM172 172H171V171ZM210 170H213V171H210ZM218 170V171H217ZM225 172H224V171ZM234 170V171H233ZM135 171H137L136 173H135ZM5 172V173H4ZM107 172V171H106ZM141 172H143V174H145V176H146V173L147 172H149V174L147 173V175L149 176V177H151V178H156V179H154L155 180V183L153 182L154 180L153 179H151V181H149L150 179H149V177L148 176H146V178L147 179H149V180H147V182H150V184H152L153 186H156V187H154L155 188V190H148L147 192H148V195L151 193V195H149V197H147V195L143 192V191H139V190H141V188L142 187H139L140 185L141 186H143L144 184H140V183H145L146 181V178H142L141 176H143V175H140L141 174ZM193 172H194V175H195V170H193ZM214 173V174H211L212 175V177H211V175H210V173ZM235 173V176H233L234 175V173ZM6 173H7V175H6ZM131 173H133V174H131ZM140 173V174H139ZM228 173H232V176L231 175H229ZM123 174V173H122ZM138 174V175H137ZM163 174V175H164ZM165 174V176H168V175H166ZM8 175H9V177H8ZM140 175V176H139ZM162 175V176H163ZM171 175V176H172ZM197 175H198V173H197ZM197 175H195L194 176V178H198L199 176H197ZM215 175V176H214ZM139 176V177H138ZM170 176V178H176V177H171ZM214 176V177H213ZM237 176V177H236ZM5 178V180L6 181H8V182H6L5 180H4V178ZM8 177V178H7ZM117 177H115V178H117ZM132 177H136V178H132ZM164 177V176H163ZM211 177V178H210ZM225 177V178H224ZM235 177V178H234ZM3 178V179H2ZM10 178V179H9ZM108 178H110V179H108ZM140 178V179H139ZM195 179V180H198V179ZM215 179V180H213V179ZM227 178H232V181H231V183H233V185H231V183H230V181H229V179H227ZM127 180H128V178H126ZM137 179H139V181L137 180ZM222 181H221V180ZM234 179V180H233ZM237 179V180H236ZM116 180V181H115ZM126 180V181H127ZM143 180V181H142ZM157 180L159 181V182H161V183H159V182H157ZM194 180V182L196 183V181ZM225 180H227L226 182H223V181H225ZM145 181V182H144ZM199 181V180H198ZM197 181V182H198ZM219 181V182H218ZM223 182V183H221V182ZM235 181H237V182H235ZM6 182V184L7 183H9L8 184V186H6V184H4ZM120 182V183H119ZM140 182V183H139ZM109 183H111L110 185H109ZM135 183H137V184H135ZM138 183H139V186H138ZM173 183V182H172ZM199 183V182H198ZM230 184V185H227V184ZM235 183H237V184H235ZM116 184V185H115ZM119 184V185H118ZM150 184H146L145 183V186H146V188L143 186V190L144 191H146L147 189H149L150 188V186H151V188H153L152 187V185H150ZM159 185V187H160V190H159V187H158V185ZM197 184V183H196ZM222 184V185H221ZM227 186H225V185ZM239 184V185H238ZM4 185H5V187H4ZM112 185V186H111ZM120 185H121V187H120ZM148 185V186H147ZM110 186V187H109ZM114 186H115V191L113 192L112 190L113 189H110L111 187L112 188H114ZM134 186L136 187V188H134ZM169 186V187H168ZM176 186H177V190H176ZM220 186H222V187H220ZM231 188H230V187ZM139 187V188H138ZM147 187H149V188H147ZM157 187H158V189H157ZM163 187V188H162ZM225 187V188H224ZM229 187V188H228ZM10 188V187H9ZM145 188V189H144ZM162 188V189H161ZM219 188H220V191L221 192H223L224 194H221L220 193V191H218L219 190ZM117 189H118V191H117ZM179 189V190H178ZM224 191H223V190ZM225 189H226V192H225ZM124 190L126 191V192H124ZM136 190V191H135ZM167 190V191H166ZM234 190V189H233ZM237 190H235L236 191V194L237 195H239V193L237 192ZM240 190V189H239ZM238 190V191H239ZM111 191L113 192V194H115V193H117L116 195H113L112 193H111ZM132 191H134V193H135V195H132L133 194V192ZM139 191V192H138ZM149 191H150V193H149ZM152 191H154L153 192V196H155L156 197V200L154 199L155 197H153L152 196ZM159 191V192H158ZM124 192V193H126V195H128V194H130L129 196H127L126 197V195L125 196H123L122 195V193ZM138 192V194H136ZM140 192H143L144 193V195H143V193H141V194H139ZM156 192V193H155ZM163 192V193H162ZM219 192V193H218ZM228 192V193H227ZM240 192V191H239ZM120 193H121V195L123 196H121L120 195ZM123 193V194H124ZM214 193H218V195L220 196H222V199L223 200H225V201H223L222 199H221V196H220V198H219V196H217V195H215ZM8 194V195H7ZM9 194H10V196H9ZM155 194H158L157 196H158V198H157V196L155 195ZM165 194V195H164ZM110 195H112V196H110ZM133 197H135V199L134 200H132V196ZM141 195H142V197H141ZM180 195H182V196H180ZM185 195V196H184ZM214 195H215V198H214ZM225 197H224V196ZM227 195V196H226ZM237 195H236V197H237ZM120 196V197H119ZM144 196V197H143ZM153 197V201H152V197ZM129 197V198H128ZM137 197H139V198H137ZM150 197H151V202L149 201V204L151 203V205H148V203H145L144 201H146V200H144V199H147V202H148V200L150 199ZM219 199H218V198ZM4 198H5V200H4ZM10 198H11V200H10ZM126 198H128L127 200H126ZM131 198V199H130ZM140 198H142V201L139 203V201L141 200ZM149 198V199H148ZM161 198V199H160ZM184 200H183V199ZM187 198V199H186ZM228 198V199H227ZM3 199V200H2ZM120 199H121V201H120ZM122 199H124L123 201H122ZM130 199V200H129ZM136 199H140L139 201L138 200H136ZM158 199V200H157ZM189 199V200H188ZM212 199H215V203H213L214 201L212 200ZM126 200V201H125ZM186 200H187V204H186ZM192 200V199H191ZM219 200H221L222 201V203H221V201H219ZM7 201H9V202H7ZM14 201V200H13ZM117 202V203H115V202ZM127 201H130L132 204H134L133 206H129V203L127 202ZM138 201V202H137ZM160 201V202H159ZM194 201V200H193ZM205 201V202H204ZM218 201V202H217ZM229 201V202H228ZM114 202V203H113ZM120 202H124V203H120ZM125 202H127V203H125ZM195 202V201H194ZM195 202V203H196ZM217 202V203H216ZM223 202H227V203H229V204H224ZM9 203V204H8ZM113 203V204H112ZM136 203H137V205H136ZM139 203V204H138ZM162 203H164V204H162ZM190 205H189V204ZM205 203V204H206ZM12 206H11V205ZM112 204V205H111ZM122 204V205H121ZM127 204V205H126ZM194 204V203H193ZM223 205V207H225V209L228 207V209L229 208H231V209H229L230 210V212H229V210L228 209H226V210H221V208L222 209H224L221 205ZM9 205H10V207H9ZM113 205H115L114 207H113ZM126 205V206H125ZM136 205V206H135ZM140 207H139V206ZM143 205V206H142ZM154 205V206H153ZM156 205V206H155ZM188 205H189V207H188ZM131 207V208H129V207ZM135 206V207H134ZM144 206H147L148 208H145ZM150 206H151V208H150ZM167 206V207H166ZM227 206V207H226ZM119 207V208H118ZM124 207V208H123ZM138 208V210H140V211H138L137 210V208ZM144 207V208H143ZM188 207V209H190L191 207H193V208H191L190 209V211L188 210V209H186ZM204 207V209L202 210V208ZM4 208H5V210H4ZM112 208H118L117 210L115 209V210H113ZM123 208V209H122ZM129 208V209H128ZM135 210H134V209ZM140 208V209H139ZM141 208H142V210H141ZM155 208V209H154ZM184 208H185V211H184ZM208 208V207H207ZM126 209V210H125ZM149 209H151L150 211H149ZM158 209H159V211H158ZM199 209H201L202 211H203V213L202 212H200V213H202V214H200V215H203V216H206V223H202V222H205V221H203L204 219H202V221H200L201 219H200V217L202 218L203 216H200V215H197V214H199V211H201V210H199ZM206 209V210H205ZM216 209H218V210H216ZM9 210V211H8ZM119 210V211H118ZM131 210V211H130ZM134 211V213H135V215L132 213L133 211ZM147 210V211H146ZM152 210H154V212L152 211ZM184 212V214H185V216H183L184 214H183V212ZM195 210V211H194ZM196 210L198 211L197 213H196ZM221 212H220V211ZM228 210V211H227ZM12 211V212H11ZM122 211H123V214H124V216H122L123 214H121L120 215V213H122ZM128 211V212H127ZM129 211L131 212V213H129ZM136 211V212H135ZM145 211V212H144ZM155 211H156V213H155ZM169 213V214H166L167 212ZM170 211V212H169ZM187 211V214L185 213ZM191 211H193V212H191ZM205 211H206V214H208V213H210V214H208V215H206L205 214ZM207 211H208V213H207ZM210 211V212H209ZM226 211V212H225ZM120 212V213H119ZM127 212V213H126ZM141 212H143V213H141ZM148 212V213H147ZM152 212V213H151ZM160 214H159V213ZM188 212H190V213H188ZM8 213H10V216H9V214ZM11 213H12V215H11ZM163 213V214H162ZM192 213H193V217H192ZM194 213H195V215H194ZM227 214V217L229 216H232V217H226V216H221L220 214ZM127 214V215H126ZM130 214V215H129ZM140 214H143V216L142 215H140ZM144 214H146V215H144ZM148 214V215H147ZM152 214H153V219H152ZM157 214H159L158 215V217H159V219L161 220L162 218L160 217V216H162L163 217V220H165L166 221V223L167 224H169V225H167V224H165L163 221H162V224H164L165 225V228H166V226H170V224H171V226L169 227L170 228V230H168V228H166L167 230H168V232H170V233H168L167 231H166V229H165V231L163 232V230H164V228L162 229V228H159V229H157V228H155V227H157L156 225H160V223L158 222H155L157 219H155V217L157 218ZM174 214V215H173ZM191 215V217L189 218V215ZM118 215V216H117ZM129 215V216H128ZM132 215H134V216H132ZM140 215V216H139ZM149 215H150V217H149ZM156 215V216H155ZM216 218V220L214 221V217ZM217 215H219V216H221L220 218H222V217H225V218H227L226 219V221H228V222H224V218H222V219H218L219 218V216H217ZM4 218H3V217ZM6 216V217H5ZM13 216V217H12ZM131 216V217H130ZM137 216V217H136ZM139 216V217H138ZM145 216H146V218H145ZM195 216H199L198 218H199V221H200V224H199V221H198V219H195ZM207 216L209 217V219L207 218ZM210 216H212L213 217V219H212V217L210 218ZM10 217H12V218H10ZM119 217V218H118ZM122 217V218H121ZM126 217H128L127 219H129V217L133 220V221H131V219H129V222L126 220V222L125 221H123L124 219ZM135 218L136 219V221H134L135 219H133V218ZM171 217V218H170ZM173 217V218H172ZM118 218V219H117ZM121 218V219H120ZM138 218H140V219H138ZM142 218H144L143 220H144V224H143V220H142ZM192 218H194V219H192ZM4 219H5V221H4ZM146 219H148V220H146ZM149 219H150V221H149ZM157 220V221H160V220ZM192 219V221H190ZM209 221H208V220ZM213 221H212V220ZM230 219V220H229ZM13 220V221H12ZM146 220V221H145ZM151 220H153L152 222H153V224L155 223V227H153V226H151L152 225V223H151ZM168 220V221H167ZM183 222H182V221ZM187 221V223L190 221L191 222V224H190V222L188 223V225H187V223H185L186 221ZM195 220L198 222V224L199 225H201V223L202 224H204V225H202V226H200V228H203V229H201L202 231H200L199 232V234H201V236L203 237L202 239H201V236H200V240H202V241H200L199 243V247L200 246H202V247H196V249H195V246H194V243H191L190 241H192L191 240V238L189 237V236H192L193 235V227H194V224L193 223H196L195 222ZM221 220H222V224L220 223L221 222ZM139 221H141L142 223H138ZM148 221V222H147ZM172 221V222H171ZM213 222V224H211L212 222ZM218 221H219V223H218ZM3 222V223H2ZM5 222V223H4ZM135 222V223H134ZM161 222V221H160ZM208 222H210L209 224H207ZM224 222V223H223ZM233 222V223H232ZM15 223V226L13 225V224ZM116 223V224H115ZM130 223H133V224H131V226H130ZM181 223V224H180ZM215 223V224H214ZM9 224V225H8ZM117 224H119V225H117ZM138 224V225H137ZM186 224V225H185ZM205 224H207V226L208 225H210L212 228H210V226H208V227H206V225ZM230 226H229V225ZM232 224V225H231ZM3 225H5V226H3ZM128 225V226H127ZM132 225H134V226H132ZM149 225V226H148ZM164 225H163V227H164ZM13 226V227H12ZM117 226V227H116ZM119 226V227H118ZM123 226V227H122ZM182 226V227H181ZM222 226H221V228H222ZM228 226V227H227ZM231 226L233 227V229L231 228ZM121 227V228H120ZM173 227V228H172ZM175 227L177 228L176 230H177V232H176V230H175ZM184 227V228H183ZM204 227L206 228V230L204 229ZM149 228H151V229H149ZM152 228H154V229H152ZM15 229V230H14ZM122 230V229H124V230H122L121 232H120V230ZM130 229H131V231H130ZM139 229V230H138ZM161 230L162 232L161 233H158L159 231H157V230ZM173 229V232L171 231ZM210 229V231H208ZM213 229V230H212ZM136 230V231H135ZM175 230V231H174ZM188 230H192V232L191 231H189L188 232ZM205 230V231H204ZM8 231V232H7ZM150 231V232H149ZM156 231V232H155ZM5 232H7V233H5ZM9 232H10V235H9ZM12 232V233H11ZM125 232V233H124ZM132 232V233H131ZM149 232V233H148ZM152 232H154V233H152ZM174 232H176V233H174ZM178 232H180V233H178ZM186 232H188V233H186ZM5 233V234H4ZM114 233V234H115ZM123 233V234H122ZM166 233V234H165ZM168 233V234H167ZM6 234H8V235H6ZM14 234V236H12ZM123 235V236H120V235ZM125 234V235H124ZM156 234V235H155ZM161 236V237H159V235ZM187 234V235H186ZM212 234H213V236H212ZM119 235V236H118ZM149 235V236H148ZM151 235H155V236H151ZM167 237H166V236ZM170 235H172L171 237L172 238H170ZM176 236V238H179V239H176L175 238V236ZM181 235V236H180ZM183 235V236H182ZM212 236V238H209V236ZM3 236V237H2ZM8 238H7V237ZM137 236H138V238H137ZM210 236V237H211ZM7 239H6V238ZM11 237H15V239H18V240H21V241H26V242H28L27 243V245L29 246V248L28 247H26L27 245H26V242L24 243V242H18V241H16V240H14V238L12 239ZM57 237V236H56ZM120 237H123L122 239H123V241H122V239L120 238ZM157 237H159V238H157ZM181 237V238H180ZM207 237V238H206ZM11 238V240L13 241L12 243L13 244H11V242H10V239ZM116 238V237H115ZM130 238V239H129ZM152 238V239H151ZM188 240H187V239ZM190 238V239H189ZM206 238V239H205ZM24 239V240H23ZM132 239V240H131ZM175 239V240H174ZM180 239H181V241H180ZM184 241H183V240ZM204 239V240H203ZM8 240H9V242H8ZM135 240V241H134ZM179 240V242H177V241ZM190 240V241H189ZM10 245H14V246H16L15 248L14 247H10V246H8L9 244ZM135 242V243H134ZM201 242H203V245H202V243ZM221 242V243H220ZM17 243H20V244H18L17 245ZM22 243H24V245L22 244ZM166 243V244H165ZM170 243H172L171 245H170ZM179 245H178V244ZM189 243V244H188ZM6 244H8V245H6ZM16 244V245H15ZM31 244V245H30ZM126 244V245H125ZM167 244H168V246H167ZM206 244H208V243H206ZM224 244V243H223ZM22 245V246H21ZM26 245V246H25ZM170 245V246H169ZM194 247H192V246ZM4 246V247H3ZM7 246V247H6ZM36 246V247H35ZM167 246V247H166ZM171 246H173V247H171ZM180 246V247H179ZM198 246V245H197ZM206 246V247H205ZM219 246V248H220V250L217 248ZM10 249H9V248ZM32 247H33V249H32ZM156 247V248H155ZM226 247V246H225ZM257 247H259V245H257ZM8 248V250H6ZM31 248V249H30ZM36 248H37V250H36ZM159 248V249H158ZM221 248H224V249H221ZM261 248H263V247H261ZM260 248V249H261ZM3 249V250H2ZM35 249V250H34ZM40 251H39V250ZM57 249V248H56ZM58 249H60V248H58ZM57 249V250H58ZM163 249H164V251H163ZM171 251H170V250ZM178 249V250H177ZM202 249V250H201ZM216 249H218V252H217V250ZM260 249H256V247H255V254L254 255H256L257 254V257H254L253 256V259L251 260L252 261V263H251V261H250V263H248V264H255V259L256 258H258V259H260V257L262 258V259H260V260H258L257 259V261L259 262V264H263L264 263V261H262V260H264V251H263V249H261V251H259ZM120 250V251H119ZM160 250V251H159ZM169 250V251H168ZM180 250V251H179ZM206 250V252H204V251ZM224 250H227V251H224ZM258 250V252H256ZM40 253H39V252ZM158 251V252H157ZM182 251V252H181ZM196 251V252H195ZM212 251V252H211ZM43 252H44V254H43ZM46 252V253H45ZM167 253V255L166 254H164V253ZM198 252V253H197ZM204 252V253H203ZM210 252V253H209ZM260 252H262L263 253V256H262V254L260 253ZM5 253V254H4ZM6 253H7V255H6ZM114 253V254H113ZM117 253V254H116ZM211 253H212V256H210L211 255ZM214 253V254H213ZM18 254V255H17ZM48 254V255H47ZM119 254V255H118ZM191 254H193V255H191ZM194 254H196V256L194 255ZM200 254V255H199ZM209 254V255H208ZM216 254V255H215ZM220 254V253H219ZM227 254V253H226ZM4 255V256H3ZM16 255V256H15ZM51 257H50V256ZM65 255V256H64ZM164 255H166L165 257H164ZM207 255V256H206ZM221 255V256H222ZM225 255V254H224ZM258 255H260V257L258 256ZM12 256V257H11ZM54 258H53V257ZM101 256V257H100ZM175 258H174V257ZM187 256V257H186ZM190 258H189V257ZM192 256V257H191ZM208 256H210V257H208ZM217 256V257H216ZM14 257V258H13ZM20 257H21V259H20ZM27 257V258H26ZM109 257V258H108ZM186 257V258H185ZM196 257V258H195ZM208 257V258H207ZM211 257H213L215 260H216V263H213L215 260L213 259V258H211ZM225 257H227V255H225L224 257L222 256V259H225ZM229 257V256H228ZM227 257V260H229V258ZM5 258V259H4ZM55 258H57V259H55ZM120 258V259H119ZM178 258V260H176ZM183 258H185V259H183ZM191 258H193V259H191ZM195 258V259H194ZM205 258V259H204ZM255 258V259H254ZM7 259V260H6ZM12 259V261H10ZM18 259V260H17ZM25 259V260H24ZM67 259V260H66ZM115 259V260H114ZM203 259V261H201ZM172 260V261H171ZM184 260V261H183ZM192 260V261H191ZM208 260V261H207ZM212 260V261H211ZM52 261H54V262H52ZM57 261V262H56ZM67 261H69V263L67 262ZM175 261V262H174ZM178 261V262H177ZM187 261V262H186ZM191 261V262H190ZM200 261V262H199ZM207 261V262H206ZM221 261V260H220ZM254 261V262H253ZM256 261V262H257ZM261 261L263 262V263H261ZM177 262V263H176ZM212 262V263H211ZM257 262V263H258ZM198 263H196V264H198ZM256 263V264H257ZM217 264H219V262L217 263Z\"/></svg>","mask_w":264,"mask_h":264}]
</instances>
